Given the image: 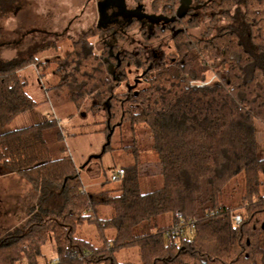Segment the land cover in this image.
Masks as SVG:
<instances>
[{"label":"trees","instance_id":"1","mask_svg":"<svg viewBox=\"0 0 264 264\" xmlns=\"http://www.w3.org/2000/svg\"><path fill=\"white\" fill-rule=\"evenodd\" d=\"M151 1L154 10L162 2ZM13 2L0 0V16ZM179 8L180 0L162 4L163 17L173 19L143 32L146 45L135 50L116 43L97 50L93 39L103 32L96 25L71 39L62 57L37 63L39 52L56 46L47 40L26 57L17 50L0 59V129L39 104L21 70L53 63L50 89L77 109L103 110L108 128L126 129L131 144L122 148L133 158L114 189L94 194L70 155L51 158L49 138L64 140L52 115L0 133V178L21 177L34 199L20 226L0 235V264H40L45 244L54 256L43 264H264V157L254 126L264 122V0ZM127 21L129 29L139 23ZM201 24L200 36L188 32ZM150 152L162 185L142 192L140 166ZM99 204L111 214L98 213ZM85 223L101 245L77 235ZM143 223L149 231L135 233ZM131 248L137 263L117 261Z\"/></svg>","mask_w":264,"mask_h":264},{"label":"rangeland","instance_id":"2","mask_svg":"<svg viewBox=\"0 0 264 264\" xmlns=\"http://www.w3.org/2000/svg\"><path fill=\"white\" fill-rule=\"evenodd\" d=\"M17 1L14 0L9 15L0 16V59H9L17 50L20 52L24 50L21 55L26 57L28 48L41 41H54L55 47L37 54V63L64 56L70 49L71 39L98 26V6L102 11L100 17L103 33H99L93 39L97 50L106 43H116L120 49L126 51L142 47L146 45L143 32L147 33L165 21L164 13L161 11L162 4L169 3V0H162L157 10H154L151 0L139 2L123 0L124 11L117 15L118 8L103 5V0ZM208 1L210 0H191L189 10L196 11ZM130 15H134L133 19L139 21L135 22L131 29L125 25ZM203 25L189 29L188 32L193 36H200L204 30ZM52 68L53 63L31 64L21 70L26 81L25 91L39 104L33 110L16 116L0 129V133L35 124L52 115L57 119L64 140L62 142L49 138L51 158L70 155L80 169L85 189L90 193L114 189L117 186L115 177L118 170L133 163L132 155L122 148L131 144L129 132L126 129L120 131L117 127L108 128L103 110L91 113L77 109L64 93L50 89L57 81ZM254 126L257 153L259 157H264V122L255 119ZM155 154V152L145 154L146 162L141 163L142 192L154 190L162 185L159 162ZM30 192L31 185L17 175L0 178V235L7 229L20 226L26 219L34 200ZM97 209L103 216H108L112 212L108 206L101 204ZM148 231L145 223L134 230L137 234ZM77 235L91 241L95 246L102 244L92 223L80 226ZM112 235L113 230L105 232L106 238H111ZM42 255L43 257L39 259L40 264L54 256L50 244L43 246ZM115 255L119 262L128 260L137 263L139 260L136 248L122 249Z\"/></svg>","mask_w":264,"mask_h":264},{"label":"water","instance_id":"3","mask_svg":"<svg viewBox=\"0 0 264 264\" xmlns=\"http://www.w3.org/2000/svg\"><path fill=\"white\" fill-rule=\"evenodd\" d=\"M104 3L103 5H106V6H111V7H117L118 8V13H122L124 11V5H123V0H103ZM190 4H191V0H180V8H183V9H187L190 7ZM180 8L178 9L177 13H180ZM98 13H99V20H98V27L99 28H102L103 26V23L101 21V14H102V11H101V7L98 6ZM129 14H135L133 12H128ZM134 15H130V17H128V19L130 18H133ZM161 19V17H159ZM165 21H169V20H172L173 18L171 19H167V18H164Z\"/></svg>","mask_w":264,"mask_h":264},{"label":"built area","instance_id":"4","mask_svg":"<svg viewBox=\"0 0 264 264\" xmlns=\"http://www.w3.org/2000/svg\"><path fill=\"white\" fill-rule=\"evenodd\" d=\"M123 174V170L122 169H119L118 172H117V176L116 177H120L121 175ZM178 218H179V224H178V227L179 228H184V232L186 234H189L190 230L187 226H184L185 225V222L183 221V219L181 218L180 214H177L176 215ZM233 220L234 222L238 223L240 222V215L239 214H235L233 216Z\"/></svg>","mask_w":264,"mask_h":264}]
</instances>
